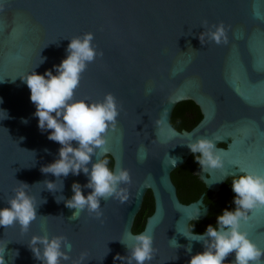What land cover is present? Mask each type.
Segmentation results:
<instances>
[{"label": "water", "instance_id": "water-1", "mask_svg": "<svg viewBox=\"0 0 264 264\" xmlns=\"http://www.w3.org/2000/svg\"><path fill=\"white\" fill-rule=\"evenodd\" d=\"M221 22L228 42L217 45L207 31ZM88 32L102 55L81 74L74 98H116V128L109 129L93 162L111 155L112 170L128 169L132 182L124 185L126 202L101 200L99 219L84 211L70 220L75 210L55 197L71 198L72 183L83 186L87 177L69 174L61 178L62 192L46 189L43 182L56 177L41 167L58 158L60 145L47 138L51 130L39 129L30 89L20 77L33 70L55 75L70 39ZM185 100L200 107L202 118L192 129L178 130L171 118ZM202 137L215 143L224 161L221 169L195 171L209 190L219 191L241 170L264 175V0H0V209L9 206L19 182L30 186L38 205L26 233L19 224L0 226L5 264H41L28 247L33 235L66 237L73 259L89 253L83 264H122L114 257L128 250L119 240L128 233L131 246L141 232L152 235L157 250L150 264H188L204 250L198 241L203 233L191 231L190 222L203 219L208 207L202 197L182 202L172 171L192 154L187 144ZM149 190L154 210L135 233ZM249 217L241 231L264 249V207ZM173 238L178 249L170 244ZM234 259L230 254L225 264Z\"/></svg>", "mask_w": 264, "mask_h": 264}, {"label": "clouds", "instance_id": "clouds-1", "mask_svg": "<svg viewBox=\"0 0 264 264\" xmlns=\"http://www.w3.org/2000/svg\"><path fill=\"white\" fill-rule=\"evenodd\" d=\"M206 24V21L203 22L202 27ZM207 37L217 45L228 42L222 22L212 25L207 31ZM203 38L202 32L199 37L201 44ZM93 40L94 34L91 32L72 37L66 49V58L54 66L55 75L51 70L43 75L33 70L27 76L20 77L30 89V100L36 107L34 115L38 118L39 129L51 130L47 138L60 145L58 158L41 167L42 173L56 177L55 181L43 182L46 189L51 193L62 192L64 183L61 178H67L69 174L79 176L83 173L87 177V183L83 186L78 182L72 183L71 198L63 195L55 197L57 203L63 201L67 208L75 210L70 220L79 219L84 211L95 213L99 219L103 215L101 200L116 199L121 203L126 202L128 190L124 185L132 182L128 169L112 170L106 158L93 162L97 149L103 148L107 142L105 137L109 129L116 128L119 116L116 98L111 93H107L102 101L74 98L81 74L97 55H102L93 46ZM42 62L43 60L40 63ZM23 122L27 123V120ZM187 147L201 169L207 171L224 167V161L211 139L202 137L187 144ZM241 173L231 181L235 208L224 209L217 216L216 225L209 224L205 232L198 235V241L203 243L204 250L192 255L188 264H225L233 253L235 259L231 264H264V249L253 243L246 232L241 231V221H247L249 213L254 209L264 207V175L243 170ZM29 187L28 184L19 182V186L14 189V196L7 201L9 206L0 209V226L7 228L19 224L22 232L28 231L37 217L38 207L35 198L27 192ZM82 188L91 191L84 195ZM42 201L46 203V200ZM128 235L126 233L125 238L119 240L126 246L128 254H117L114 260H119L122 264H150L157 251L153 247L152 235L141 232L133 236L134 243L131 246L127 242ZM170 244L176 249L181 247L175 238L170 240ZM28 247L41 264H63L68 261L71 264H83L89 257L87 251H82L77 259H73L69 255L72 245L64 236L33 235ZM186 252L191 253V245L186 247ZM0 264H5L4 251H0Z\"/></svg>", "mask_w": 264, "mask_h": 264}, {"label": "flooded vegetation", "instance_id": "flooded-vegetation-1", "mask_svg": "<svg viewBox=\"0 0 264 264\" xmlns=\"http://www.w3.org/2000/svg\"><path fill=\"white\" fill-rule=\"evenodd\" d=\"M186 167H190V165L188 164L187 166L184 164L174 169L172 171V180L176 185L178 196L182 202L190 203L202 197L204 206L208 207L207 213L203 219L191 221L190 230L197 233H204L209 224L213 226L216 225L217 216L222 214L224 209L233 210L235 208V205L233 204L234 197L232 199L225 197L223 193L224 184L217 192L209 190L205 183L195 173L199 166L192 169V175L190 176L188 173L186 175L183 171ZM196 194L198 196L195 199H192L191 197Z\"/></svg>", "mask_w": 264, "mask_h": 264}, {"label": "trees", "instance_id": "trees-1", "mask_svg": "<svg viewBox=\"0 0 264 264\" xmlns=\"http://www.w3.org/2000/svg\"><path fill=\"white\" fill-rule=\"evenodd\" d=\"M201 118H202V112L200 107L192 100H185L179 102L176 105L173 111L171 122L178 130H190L200 121ZM222 145L224 146V144ZM104 158L109 160L108 166L110 169H112L113 167L112 156L105 155ZM188 164L190 165V167L184 168L183 171L185 172L186 175L188 173V175L190 176L192 175V169L198 167V164L196 163L193 154L190 155V157L185 163V165L187 166ZM233 178L228 179L223 186L224 187L223 193L225 197H227L228 199H232L234 197V193L231 187V181ZM197 196L198 195L196 194L193 195L191 198L195 199ZM153 210H154V198L151 190H149L145 195L142 208L135 218V222L133 225V232L135 233L139 232L144 228L145 221L147 217L153 212Z\"/></svg>", "mask_w": 264, "mask_h": 264}]
</instances>
